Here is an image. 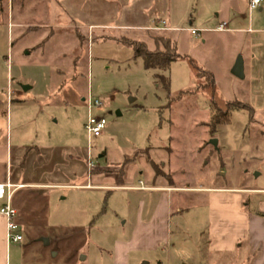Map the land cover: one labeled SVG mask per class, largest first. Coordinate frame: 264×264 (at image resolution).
Instances as JSON below:
<instances>
[{
	"label": "rangeland",
	"instance_id": "obj_1",
	"mask_svg": "<svg viewBox=\"0 0 264 264\" xmlns=\"http://www.w3.org/2000/svg\"><path fill=\"white\" fill-rule=\"evenodd\" d=\"M18 1L10 0L8 8L7 0H0V140L7 138L15 151L13 175L21 164L16 152L39 149V159L34 150L25 159L22 182L79 187L26 188L16 194L12 206L26 205L41 215L34 232L19 230L24 239L10 244L11 257L20 260L15 253L25 248L34 256L45 254L51 264H111L114 244L128 237L139 202H156L158 194L85 186L102 177L109 184L148 186V160L173 176L179 188L236 190L249 207L264 201V96L251 89L248 77L230 73L236 35L213 32L228 21L234 4L245 16L242 26L251 19L256 30L264 25V2L262 12H249L246 0H25L20 18ZM19 20L21 27H7ZM163 21L177 53L212 74L218 97L239 101L253 113L231 111L229 124L212 135L205 126L206 94L172 103L196 87L187 60L162 71L145 70L123 42H144L153 50L151 38L164 32L146 29ZM191 29L209 33L193 36ZM156 74L167 78L168 88ZM88 98L101 105L88 112ZM88 116L106 122L101 135L90 140L84 129ZM68 159L73 175L59 170ZM171 195L172 211L205 199L192 190ZM165 249L161 244L158 253Z\"/></svg>",
	"mask_w": 264,
	"mask_h": 264
},
{
	"label": "crops",
	"instance_id": "obj_2",
	"mask_svg": "<svg viewBox=\"0 0 264 264\" xmlns=\"http://www.w3.org/2000/svg\"><path fill=\"white\" fill-rule=\"evenodd\" d=\"M9 2L10 0H7L8 8ZM24 3L25 0L18 1L20 18L27 10ZM246 3L248 7L247 0ZM262 3L256 9L257 12H262ZM230 8L233 10L230 12L231 16L228 21H221L213 32H218L219 25L225 23L227 31L224 32L236 35L234 36L236 38L235 56L230 73L236 58L240 56L243 61V79L248 77L251 89L264 96V25L254 30L251 28L252 20L249 19L247 27H244L242 26V22L245 20L244 14L240 13L236 4ZM20 21L17 24H10L8 21L7 27L9 29L19 28L23 25ZM165 23L163 21V26L158 25L146 30L168 32ZM229 26L231 27L229 28ZM27 29L31 30V27L28 26ZM202 42L204 43L205 40ZM82 101L84 102V100ZM263 104L264 102L260 103V106ZM33 150L39 159V149H32L29 154ZM16 153H21L22 157L24 151L20 150ZM15 156V151L9 146L7 138L4 141L0 140V184L9 182L17 186L12 195L11 205H13L16 194L26 188L79 187L73 183L51 185L22 182L24 164L17 167V173L14 175L12 173ZM69 160L61 162L64 164L61 165V168L59 167V170L63 168L73 175L75 167L72 160L68 163ZM148 161L152 168V174L147 179L150 183L148 186H143L141 181H138L139 186L137 187L109 184L105 177L100 178L101 180L96 179L98 183L96 185L85 186V188H121L122 190L158 194L156 202L153 200L139 202L133 227L128 237L114 244V250L110 254L111 264H264V201L249 207V204L240 203L239 197L234 195L236 190L179 188L175 186L173 176L170 178L169 174L163 172L160 166ZM153 165L159 168L160 175H155ZM92 172L94 173V171ZM91 174L90 177L93 175ZM119 182H123V179L121 178ZM177 190H192V192L205 196V199L193 208H184L177 204V208L172 211L171 194ZM12 207L17 212L15 222L18 224L19 230L25 228L29 233L34 232L32 225L35 221L40 220L41 211L37 212L34 209L29 211L26 205ZM19 234L23 241V234L20 231ZM11 243L13 242L6 239V221L0 216V264H51L46 260L45 254L38 253L34 256V254L27 253L25 248L15 253L16 256L20 255V260L14 259L15 256H10ZM161 244L166 249L158 253ZM149 255L153 256V262L149 260ZM82 260L84 261L85 258Z\"/></svg>",
	"mask_w": 264,
	"mask_h": 264
},
{
	"label": "trees",
	"instance_id": "obj_3",
	"mask_svg": "<svg viewBox=\"0 0 264 264\" xmlns=\"http://www.w3.org/2000/svg\"><path fill=\"white\" fill-rule=\"evenodd\" d=\"M160 32L164 33L151 38L153 50L148 49L144 42H137L129 39H125L123 42L125 45L132 47L135 57H140L142 59L145 70L162 71L166 70L173 62L178 60H187L194 73L196 87L195 89L182 93L176 99H173V104L182 96L198 93L206 94L209 99L210 117L205 123V126L212 135L215 133L218 126L229 124L230 121L228 115L231 111L245 109L248 112L253 113L250 107H247V105H244L239 101L225 102L221 100L216 92L217 88L212 74L199 68L193 62V60L187 58L186 56L179 55L176 51V46L172 36L167 31ZM155 78L159 83H162L165 88H168V80L163 74H156ZM31 150L32 149L29 148L23 153L21 157L22 165L24 164L25 159L29 156L28 154L31 152ZM153 169L156 176L161 174L159 168L156 165H153Z\"/></svg>",
	"mask_w": 264,
	"mask_h": 264
},
{
	"label": "built area",
	"instance_id": "obj_4",
	"mask_svg": "<svg viewBox=\"0 0 264 264\" xmlns=\"http://www.w3.org/2000/svg\"><path fill=\"white\" fill-rule=\"evenodd\" d=\"M247 1H248V11L251 12L253 10L258 9L263 0H247ZM217 31L218 32L227 31L226 24L225 23L220 24L219 27L217 28ZM190 34L193 36H197L199 32L196 30H190ZM100 105L101 104L99 101L91 100L90 98H88L86 104L88 112H90V110L93 107H99ZM105 124L106 122L103 118L88 116L86 123L84 124V129L86 130L88 140L100 136L105 127ZM86 154H87L86 166L88 170V168L91 167L92 165L90 162L88 149L86 151ZM16 187L17 186L12 185L9 182L0 184V216L3 217L6 221V239L7 241L13 243L20 242L22 239L21 235L19 234V226L15 222V217L17 212L11 205L12 195ZM140 189H144V188H140Z\"/></svg>",
	"mask_w": 264,
	"mask_h": 264
},
{
	"label": "water",
	"instance_id": "obj_5",
	"mask_svg": "<svg viewBox=\"0 0 264 264\" xmlns=\"http://www.w3.org/2000/svg\"><path fill=\"white\" fill-rule=\"evenodd\" d=\"M231 74L237 79H243V61L240 56L236 58L235 63L231 69ZM209 144L217 149V141L215 139H211L209 141Z\"/></svg>",
	"mask_w": 264,
	"mask_h": 264
}]
</instances>
